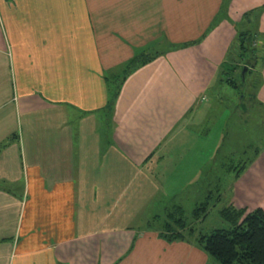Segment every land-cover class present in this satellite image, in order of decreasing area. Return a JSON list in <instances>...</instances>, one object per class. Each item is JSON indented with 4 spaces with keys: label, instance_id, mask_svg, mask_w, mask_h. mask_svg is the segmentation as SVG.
I'll return each instance as SVG.
<instances>
[{
    "label": "crops",
    "instance_id": "1",
    "mask_svg": "<svg viewBox=\"0 0 264 264\" xmlns=\"http://www.w3.org/2000/svg\"><path fill=\"white\" fill-rule=\"evenodd\" d=\"M244 34L259 107L242 97L234 114L260 153L210 170L205 125L225 107L211 94L239 87L225 68ZM141 53L155 59L108 110L107 77ZM263 56L264 0H0V264H215L146 213L179 188L214 192L224 170L220 212L264 210Z\"/></svg>",
    "mask_w": 264,
    "mask_h": 264
},
{
    "label": "rangeland",
    "instance_id": "2",
    "mask_svg": "<svg viewBox=\"0 0 264 264\" xmlns=\"http://www.w3.org/2000/svg\"><path fill=\"white\" fill-rule=\"evenodd\" d=\"M248 44L251 46V49L255 46V40H252V38H248ZM248 45H246V51H242L241 54H230V57L228 59V65L226 66L225 70L227 71V74L225 77L226 79L230 76H233V79L237 81L239 84V87L237 89L233 88L232 85L229 87L227 85H224L223 87L219 88L218 91H216L214 94H211L212 101L214 102L216 98H222L224 99L220 100L219 102H225L224 107V113L221 114V116H218L217 118H214L212 114L209 116V122L205 125V127L209 129V136L203 137V140H209V149L208 153L210 156V164L209 169H215L213 167V162L211 159H215L216 156L217 160H220L223 158L225 161L222 165L217 164L216 167L221 170L222 168L227 167H236L235 171L239 173H243L241 171L240 165L250 166L251 160L257 156V153H260L259 150H256V147L252 148L249 147L250 144H252V136L254 134L253 131H245L244 127L241 125L239 128L237 127V117L234 114V110L238 109V99L244 97L246 103L253 102L250 100V96L255 97L256 99V107H259V103L257 101L259 91H260V84H251V78H248V85H244L245 83V77L248 76V71L245 72V68H247L248 63L251 62L255 63V60L259 57L260 54L255 51V54H253L250 50ZM237 55L239 56V59L241 60V66H237V69L234 71L232 70V61L231 58ZM254 56H258L256 59H254ZM242 58H246V63H243ZM130 63V62H129ZM133 63L129 64V67ZM253 69V68H252ZM128 67L124 69L116 70L113 73V76L109 77V82L111 81V87L112 92L117 89V83L120 81L118 79L117 75H122L124 72H128ZM254 71V70H253ZM254 76V73H253ZM216 97V98H215ZM235 101V102H234ZM221 109V108H220ZM250 109L253 111L252 107ZM256 109L254 110V112ZM255 114H252V116ZM203 127V129H205ZM258 133H261L259 137H261L264 141V134H262V131H258ZM223 144V146H222ZM217 147V148H216ZM234 161V162H232ZM239 161L241 162L239 165ZM237 163V164H236ZM244 167V166H243ZM243 169V168H242ZM215 171V170H214ZM217 175L220 176V180L216 178V176H210L208 177V183H212L214 186V192H200V196L194 197L192 195H189L188 193H185L184 187L179 188L178 191L174 196H171L170 198L161 199L158 206L155 208V210H150L148 213H146L147 218L150 217V219L157 215L158 220L157 226H160L162 223H164L165 220H167L168 214L171 213L175 206H183V213L182 216L186 218V221L189 223V225H193L195 227L196 233H203L204 235L209 234L211 231L216 229H228L230 224L224 220V218L221 215V210L226 207L227 205H232V198L229 194V189L226 188L229 183L233 179V175L235 172H227V170L223 172V177L221 172L215 171ZM231 176V177H229ZM202 183V181L199 182V185ZM220 183L223 185V198L220 202H217L218 198V190L219 193L221 192V189L219 187ZM204 184V182L202 183ZM226 186V187H225ZM175 187H177V182H175ZM225 187V188H224ZM209 194L210 197L208 198ZM197 199V200H195ZM164 200V201H163ZM195 200V201H194ZM197 203V204H196ZM200 203H208V207L205 206L207 213L198 211L194 212L195 209H197L200 206ZM199 204V205H198ZM231 206H228L227 208H230ZM238 209V208H236ZM254 211V210H253ZM251 212V211H250ZM200 217L198 220L196 218ZM199 236V234H197ZM213 260V259H212ZM215 260V259H214ZM215 264H219L218 262H215Z\"/></svg>",
    "mask_w": 264,
    "mask_h": 264
},
{
    "label": "trees",
    "instance_id": "3",
    "mask_svg": "<svg viewBox=\"0 0 264 264\" xmlns=\"http://www.w3.org/2000/svg\"><path fill=\"white\" fill-rule=\"evenodd\" d=\"M243 43L247 44L248 37L245 34L242 36ZM255 54L256 49H251ZM246 51V45H243L242 51ZM149 55L141 53L136 56L128 64V72H123L122 75H117L120 81L117 83V89L112 92L111 81L108 79L111 100L108 105V110L115 106V102L119 97L123 82L136 69L147 65L155 58L148 57ZM260 56V55H259ZM258 56H254L256 59ZM264 59V56L263 58ZM259 61V57L255 60ZM208 203H202L195 209V213L201 211L207 213L205 206ZM208 207V206H207ZM183 207L175 206L173 211L168 214L166 220L167 237L170 240L183 237L185 233L195 239L197 245L206 253L213 257L219 264H264V210L259 208L248 212L245 209H236L235 207L226 208L221 212L222 217L231 227L228 229H216L209 234L196 233L195 227L189 225L186 218L182 216ZM200 217L196 218L197 220ZM199 234V236L197 235Z\"/></svg>",
    "mask_w": 264,
    "mask_h": 264
},
{
    "label": "water",
    "instance_id": "4",
    "mask_svg": "<svg viewBox=\"0 0 264 264\" xmlns=\"http://www.w3.org/2000/svg\"><path fill=\"white\" fill-rule=\"evenodd\" d=\"M247 70V68H245V71Z\"/></svg>",
    "mask_w": 264,
    "mask_h": 264
}]
</instances>
